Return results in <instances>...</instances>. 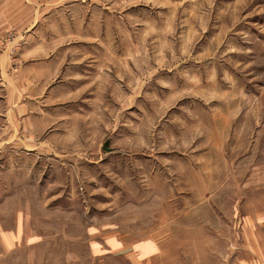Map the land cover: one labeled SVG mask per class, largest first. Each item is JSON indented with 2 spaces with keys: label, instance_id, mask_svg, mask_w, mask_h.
Instances as JSON below:
<instances>
[{
  "label": "rangeland",
  "instance_id": "1",
  "mask_svg": "<svg viewBox=\"0 0 264 264\" xmlns=\"http://www.w3.org/2000/svg\"><path fill=\"white\" fill-rule=\"evenodd\" d=\"M0 264H264V0H0Z\"/></svg>",
  "mask_w": 264,
  "mask_h": 264
}]
</instances>
